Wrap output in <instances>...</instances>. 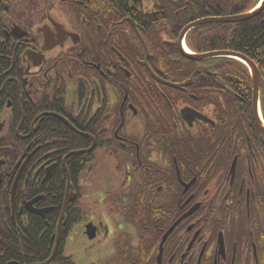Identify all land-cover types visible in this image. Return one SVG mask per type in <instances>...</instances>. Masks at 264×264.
Returning a JSON list of instances; mask_svg holds the SVG:
<instances>
[{
	"label": "flooded vegetation",
	"instance_id": "obj_1",
	"mask_svg": "<svg viewBox=\"0 0 264 264\" xmlns=\"http://www.w3.org/2000/svg\"><path fill=\"white\" fill-rule=\"evenodd\" d=\"M248 4L0 0V264H78L77 226L106 244L89 264H264L261 93L256 114L223 58H189L198 27L182 37ZM39 220L56 233L30 254Z\"/></svg>",
	"mask_w": 264,
	"mask_h": 264
},
{
	"label": "trees",
	"instance_id": "obj_2",
	"mask_svg": "<svg viewBox=\"0 0 264 264\" xmlns=\"http://www.w3.org/2000/svg\"><path fill=\"white\" fill-rule=\"evenodd\" d=\"M253 4H248L242 8V13L251 12L259 0H251ZM227 11V10H226ZM188 47L195 54H203L214 51H232L240 53L253 61L261 73V100L264 114V9L254 18L237 24H208L199 26L191 31L188 37ZM211 63L222 62L230 64L227 75L231 78H242L244 84L240 89L245 98H252V81L249 70L242 63L236 60H210ZM235 89V88H234ZM40 220L28 232V239L25 250L28 253H46L48 239L55 235L56 229L50 230V234L43 233ZM52 244V243H51ZM17 244H15V247ZM53 244L51 245V248ZM5 246L3 245V249ZM18 248V247H16Z\"/></svg>",
	"mask_w": 264,
	"mask_h": 264
},
{
	"label": "rangeland",
	"instance_id": "obj_3",
	"mask_svg": "<svg viewBox=\"0 0 264 264\" xmlns=\"http://www.w3.org/2000/svg\"><path fill=\"white\" fill-rule=\"evenodd\" d=\"M104 172L98 176H95L94 181L91 179L89 184L90 192L95 194V190H99V192H104L105 187L104 185H107L110 180V175L114 174V171L112 169H109V167L104 168ZM99 184V187L97 186ZM87 206L88 203H85ZM108 218L105 214L102 215V221L106 223ZM78 227V226H77ZM77 227L73 230L71 233L70 238L68 239L67 244V253L68 255H72L74 257V260L77 261L78 264H89L92 262H97L101 259L103 255L106 254V244H103V246H95L92 247L89 243H86L83 238L80 237Z\"/></svg>",
	"mask_w": 264,
	"mask_h": 264
},
{
	"label": "water",
	"instance_id": "obj_4",
	"mask_svg": "<svg viewBox=\"0 0 264 264\" xmlns=\"http://www.w3.org/2000/svg\"><path fill=\"white\" fill-rule=\"evenodd\" d=\"M264 9V3L261 9H259V11L255 12V13H251L248 15H243L240 17H233V18H225V19H210V20H205V21H200L194 25H191L190 27L187 28V30H185L184 34H183V38L185 36V33L188 32L189 30H191V28H195L198 26H202L204 24H209V23H222V24H236V23H241V22H245L248 21L252 18H254L255 16H257V14L260 13V11H262ZM183 38H181L183 40ZM214 57H223V58H232V59H237L243 63H245V65H248L252 71V78H253V94H254V110L255 113L257 114V110H258V98H259V93H260V88L261 87V74L260 71L258 70V68L256 67V65L247 57L235 53L234 52H218V53H212V54H206V55H201V56H196V57H189L192 58V60H205V59H209V58H213ZM177 88H180L179 86H177ZM256 120H258V124H259V130L264 134V126L262 124V122L257 118ZM58 235L60 236V231L58 232ZM58 236V240L59 237ZM58 244V243H57ZM56 244V249L54 252V255H56V251H57V247L58 245Z\"/></svg>",
	"mask_w": 264,
	"mask_h": 264
},
{
	"label": "bare ground",
	"instance_id": "obj_5",
	"mask_svg": "<svg viewBox=\"0 0 264 264\" xmlns=\"http://www.w3.org/2000/svg\"><path fill=\"white\" fill-rule=\"evenodd\" d=\"M185 50L188 52V53H190V51L189 50H187V48L185 47Z\"/></svg>",
	"mask_w": 264,
	"mask_h": 264
}]
</instances>
